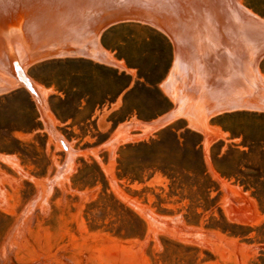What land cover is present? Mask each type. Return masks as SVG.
Listing matches in <instances>:
<instances>
[{
    "label": "rangeland",
    "instance_id": "374dc122",
    "mask_svg": "<svg viewBox=\"0 0 264 264\" xmlns=\"http://www.w3.org/2000/svg\"><path fill=\"white\" fill-rule=\"evenodd\" d=\"M169 1L202 18L226 5ZM237 2L264 23V0ZM151 27L98 35L117 64L71 55L19 65L40 113L25 86L0 92V264H264V55L251 62L263 86H229L225 54L192 61ZM257 47L246 43L250 56ZM174 53L190 67L184 85ZM140 144L151 146L131 148ZM195 151L208 178L180 169L194 170Z\"/></svg>",
    "mask_w": 264,
    "mask_h": 264
},
{
    "label": "bare ground",
    "instance_id": "6f19581e",
    "mask_svg": "<svg viewBox=\"0 0 264 264\" xmlns=\"http://www.w3.org/2000/svg\"><path fill=\"white\" fill-rule=\"evenodd\" d=\"M146 1H148L147 4L148 6L146 7L151 12L152 18H159L160 24L162 26L164 25V27H166L167 25L166 30L171 36V39L173 41L174 40L176 41L175 44H173L176 53L184 52L186 50L189 53L188 56H190V60L197 61V59H199L201 55L205 56V54L208 52V50L210 49L209 42L211 40L216 44H218L219 42L223 46H226L231 50V54L234 58L233 62H231L232 68H230L233 72V76L232 74L227 76V79H229L230 81V85L234 84L235 82L236 85L238 86L240 85L238 82L240 78L239 72L243 67H244L243 71L245 70V74L247 78L250 80V82L252 81L253 78L257 77V71L253 68V66L256 64L252 65L251 62L254 60L255 63L256 60H258L256 57V51H258V47L254 49L255 52L253 56H250L249 52L251 50H249V52L246 51V43H249V41H254L255 38H257L258 41L264 40V31H261L262 25L261 27L260 26L258 27V23L255 19H250L249 16L248 17L246 16V12H243L242 8L239 7L240 4L237 2V0H236V3L238 4L237 8H233L234 6H232L229 0H219L218 1L219 3L223 1L226 5H224L221 2L224 5L222 7L224 8H219L216 11H214V9L212 11L209 10L211 11V13L214 12V15L209 14L207 12V14H209V17L210 15L215 16L213 18L212 17L202 18L205 17L206 14H204V16L200 15L199 17H197L196 13L199 11L198 8L196 13L192 12L193 9H188L186 12L182 11L184 13L181 12L179 13L178 11H176V8L173 7L174 4H171L169 0H146ZM183 1L186 2V0ZM190 1L189 4L192 2ZM195 1L201 4V2H199L200 0L199 1L195 0ZM213 1L216 0H212V2ZM181 2H179L178 0V4ZM204 3L205 5H207L208 4L207 0L204 1L203 4ZM105 4L111 5L112 1L111 0H0V62H1L0 92L11 90L12 87L16 88V87L24 86L21 82H19V80L15 76L11 75L12 65L10 63L9 57L14 58L13 63L15 64L16 68H18L19 65L24 66L26 68L29 65V63L31 65L41 61V60H35L34 62H30V60L28 59L30 57L29 54L32 53V51L36 48L37 45H41V43L43 42L47 43V41L54 40L55 42H57V45H59L57 46L58 48L62 46L63 47L67 46L68 43H72L75 49H77V52L75 53V55L77 56L78 55L82 57L87 56L96 59L98 61L117 64L115 61H112L111 58L107 57L105 53H103L97 48L98 35L94 36V38L88 36V34L91 33L89 29V27H91V23L87 21L86 17H88L89 14H93V16L95 17V12L101 9L102 6H105ZM203 4H201L202 5L201 7H203ZM190 5H188L189 8ZM193 6L195 7V5ZM214 6L216 5L214 4ZM201 9L200 11L203 10ZM187 14L192 15V17H188L189 15ZM243 17H245V20H243ZM26 20L28 22H26ZM74 23H76L77 26L75 24L73 28L71 24ZM254 24L255 26H253ZM243 25H247V26L245 27ZM249 28L253 29V31L251 32L253 35L250 37H245L244 34L242 35L241 30L243 29L248 30ZM157 29L165 34V32H163L162 29L160 28ZM26 31L28 32V34L24 36V33H26ZM21 33L23 34L24 38L26 37L25 39L20 36ZM20 37L23 39V41L22 40L20 41L21 39ZM17 43L19 44L18 52H20L18 54L16 52ZM171 43L173 42L171 41ZM247 56H249V59ZM246 58L248 59L247 62H246ZM20 68L21 67H19L18 69ZM237 109H239V107ZM41 110L44 109L41 108ZM174 113H176V111H174ZM168 116L171 117L172 119L175 118L170 115ZM161 124H163V122ZM152 127H157V126L153 124Z\"/></svg>",
    "mask_w": 264,
    "mask_h": 264
},
{
    "label": "water",
    "instance_id": "95a60500",
    "mask_svg": "<svg viewBox=\"0 0 264 264\" xmlns=\"http://www.w3.org/2000/svg\"><path fill=\"white\" fill-rule=\"evenodd\" d=\"M112 4H105V6H102L101 9L97 10L95 12V17H93V14H89L87 18V21L91 23V27H89L91 33L88 34L91 38H94V36L100 35L104 30L107 28L122 24V23H137L142 24L145 26H149L153 29L160 28L162 29L165 34H163L169 41L170 40L175 44V40L173 41L171 39V36L169 35L166 27L164 25L162 26L159 22V18H152L151 12L148 10L146 6H148V1L146 0H111ZM171 41H169L171 43ZM49 44V45H48ZM57 42L54 40L47 41L41 43V45H37L36 48L30 53V57L28 58L30 62H34L35 60H48L53 59L57 57H66L75 55L77 52V49H75L74 45L72 43H68L67 46H62L58 48ZM90 46V45H88ZM174 46V45H173ZM172 46V47H173ZM52 48V49H50ZM261 51H256V57L257 59H260L264 55V48ZM174 50V47H173ZM63 55V56H62ZM10 63L12 65L11 67V75L15 76L19 82H21L27 91L30 93V96L33 98L38 111L40 113V109L42 108V104L39 101L36 93L33 91V89L30 87L28 81L20 72V69H17L15 64L13 63L14 58L9 57ZM40 62V61H39Z\"/></svg>",
    "mask_w": 264,
    "mask_h": 264
},
{
    "label": "crops",
    "instance_id": "0c3cea01",
    "mask_svg": "<svg viewBox=\"0 0 264 264\" xmlns=\"http://www.w3.org/2000/svg\"><path fill=\"white\" fill-rule=\"evenodd\" d=\"M258 21H260V20H258ZM254 23V22H253ZM261 25H264V23L262 24L261 22H258V27L260 26L261 27ZM243 26H247V25H243ZM253 26H255V24L253 25ZM252 26V27H253ZM263 27V26H262ZM264 28V27H263ZM245 30V31H244ZM242 31V35L244 34V36L245 37H250V36H252L253 34L251 33L252 31H253V29L252 28H249L248 30L247 29H243V30H241ZM254 37V36H253ZM210 44H209V46H210V49L208 50V52L209 53H211V51L213 52V53H217V52H219V53H221L222 52V54H225V52H226V60L228 61V63L231 65V62H233V56H232V54H231V50L229 49V48H227L226 46H223L221 43H219L218 42V44H216L215 42H212V40L209 42ZM220 46H221V49H220ZM262 48H264V40H259L258 41V50L259 51H261V50H263ZM217 49V50H216ZM175 50V49H174ZM173 50V51H174ZM206 53L205 55H207V54H209V53ZM174 56H175V53H174ZM230 57V58H229ZM190 67H189V65L187 64V63H185L184 62V60H183V56L181 57V61H176V56H175V58H174V62H173V67H172V69L174 70V72H176V77L178 76V75H180L181 76V80L179 81L180 83H182V85H184L185 84V79L183 78V77H186V75L189 73V69ZM243 69H244V67L243 68H241V73L239 72V75H240V78H239V80H238V82H239V84H240V82L241 83H247V84H250L249 85V87L252 89V91L254 90V89H256V88H259V87H261V86H263L262 85V81H261V78L259 77V72L257 73V77L256 78H253L252 79V81L250 82V80L247 78V76H246V74H245V70L243 71ZM169 78L171 77V78H173L174 77V74L172 73V74H169V76H168ZM242 77V78H241ZM174 79V78H173ZM241 79V80H240ZM245 81V82H244ZM264 81V80H263ZM224 83H226V84H228L229 86H230V81H229V79H227L226 78V80L224 81ZM244 85V84H243ZM183 98V96H180V97H176V100H178V103H179V100L180 99H182ZM182 110V108L179 110V109H177V110H175L176 111V113H174V110H172V111H170V113L168 114V115H170V116H173V117H177L178 116V114H179V112ZM175 114V115H174Z\"/></svg>",
    "mask_w": 264,
    "mask_h": 264
},
{
    "label": "trees",
    "instance_id": "16d2710c",
    "mask_svg": "<svg viewBox=\"0 0 264 264\" xmlns=\"http://www.w3.org/2000/svg\"><path fill=\"white\" fill-rule=\"evenodd\" d=\"M155 84H157V83H155ZM166 106H165V109L166 110H169L168 108H170L169 107V104L166 102V104H165ZM133 111H135V110H133ZM187 133L188 134H190V135H196V134H194V133H192V132H189V131H187ZM199 144V143H198ZM198 144H196L195 143V147H197V145ZM151 146V144L150 145H147V144H140V145H138V146H134V147H131L133 150H138L139 148H143L144 150H147L149 147ZM192 162L194 163V170H192V169H186V168H183V167H181L180 169L183 171V172H185L186 174H191V175H200V176H204V177H206V178H208L207 177V175H206V170H205V165H204V162H203V159H202V157L200 156V154H198L196 151L194 152V154L192 155ZM174 167V166H173ZM175 168V167H174ZM196 171V172H195ZM217 172L218 173H220L221 174V176H224V177H226L225 176V174L223 173V172H221L218 168H217ZM136 177H134L133 179H135ZM215 184L211 181V180H209V184H208V187L206 188V190H205V192L207 193V195H209L210 194V192H212V190H214L215 189ZM216 190V189H215ZM214 199L215 198H213L212 199V201L215 203V201H214ZM258 202H259V200H258ZM213 203V204H214ZM260 204V203H259ZM222 218V217H221ZM222 220L224 221V218H222ZM222 232H224V233H229L230 235H233V236H237V235H239V234H237V233H234V232H232V231H228V230H221Z\"/></svg>",
    "mask_w": 264,
    "mask_h": 264
}]
</instances>
